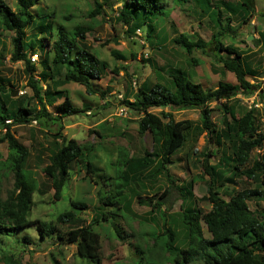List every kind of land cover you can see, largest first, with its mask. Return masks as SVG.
Segmentation results:
<instances>
[{"label": "trees", "instance_id": "1", "mask_svg": "<svg viewBox=\"0 0 264 264\" xmlns=\"http://www.w3.org/2000/svg\"><path fill=\"white\" fill-rule=\"evenodd\" d=\"M39 1L41 0H15L16 7L11 9L4 0H0V30L12 33L10 59L12 62H24L28 73L27 84L37 102L36 107L27 99L13 97L12 89L15 87L12 84L5 87V78L0 77V129H5L0 136V143L5 142L7 146L6 158L0 163V235H10V232L27 227L34 228L41 240L55 236L61 244H74L81 258L99 263L100 234L93 225H76L81 223L79 212L86 208L83 201L70 200V208L58 213L50 221L28 218L36 183L27 174V148L14 136L10 123H5L8 119L14 124L28 123L33 115L58 124L66 116L86 111L89 109L87 105L82 109L75 107L69 95L60 87L71 82L79 83L91 94L94 92L93 81L104 76L108 69V64L97 57L84 41L85 34L90 31L89 27L76 24L66 28L60 22H55L53 11L48 14L39 13L36 10ZM120 1L117 20L122 25H127L130 33H134L144 24L152 26L157 16L167 17L170 14V9L163 8L166 0ZM173 1L176 5L187 0ZM195 1L201 12L208 14L216 31L209 41L200 37L191 40L181 33L171 39L172 43L187 55H191L194 49L204 50L211 46L215 51L213 55L234 74L237 82H219L215 88L207 89L191 81L183 71L176 68L169 73L167 81L142 83L130 96L125 94L123 104L141 116L137 121V133L140 137L150 136L151 146L149 149L144 148L143 155L139 157H132L127 153L117 157L116 164L119 168H116V175L112 177L114 180L110 184L113 186L114 195L106 196L103 201L104 204L111 205L112 199L116 206L109 210L103 204L95 207L92 223L107 222L115 228L116 235L119 236L120 230L110 222H114L118 212L122 218L126 217L119 210L122 207L118 206L123 199L121 192L124 188L131 181L140 180L146 172L147 176H166L172 188L174 182L167 169L172 163L171 157L182 150L189 139H196L206 131L211 140L214 139L218 145H223L231 152V155L221 158L219 163H223L225 171L226 168L230 171L227 176L229 178H225V171L218 172L215 166L207 163L204 165L209 178L205 200L210 208L206 212L198 208L196 200L192 198L191 184L179 187L184 193L180 190L183 201L178 217L163 220L161 231L153 232L152 245L143 248L137 242L136 247L141 256L134 264H264V214L255 215L248 207V201L252 198H264V153L251 157L254 149L261 146L264 140V133L259 130L255 115L256 109L251 106L238 117L235 106L223 103L224 129H218L211 120L213 108L210 107V103L220 99L228 101L235 99L237 95L250 97L258 88V85L247 79V76L258 75L251 61L234 47L224 46L222 42V38L234 33L236 28L231 25L232 17L228 14L246 20L253 11V0L221 2V6H215V9H210L209 0ZM100 11L101 4L95 0L88 14L93 17L101 13ZM223 11L229 13L223 17ZM63 20L71 19L66 15ZM261 39L264 40L263 35ZM48 44L50 47L47 48ZM5 50L7 49L3 45L2 51ZM2 51L0 50V58L4 57ZM34 53L39 56L38 64L32 63L28 57ZM262 82L264 86V79ZM41 85L45 86L43 90ZM261 89L260 96L263 97L264 87ZM129 98H132L131 101ZM58 99L62 101L56 104ZM47 107L53 108L55 112L48 111ZM153 107H168L169 110L196 108L200 112V124L191 120L175 121L170 112H162L161 116L167 118L164 122L161 116L150 112ZM62 128L61 124L58 125L57 134H54L62 143L57 145L50 156L49 164L42 169L43 174L51 181L54 190L52 197L55 201L61 199L62 190L67 186L71 175V168L78 167L83 158H86V172H91L92 169V157L87 156L91 150L84 149L74 139L62 136L58 132ZM4 170L13 174V185L3 197L1 181ZM239 174H245L248 178L257 175L263 190H236L227 199L222 198L218 187H223L225 182L233 183L232 177ZM156 206L159 204L156 203ZM128 208L129 203L126 202L122 210L127 211ZM162 216L165 217L164 210ZM62 225L76 226L64 232ZM203 225L208 237L204 235ZM23 239L29 241L26 234Z\"/></svg>", "mask_w": 264, "mask_h": 264}, {"label": "rangeland", "instance_id": "2", "mask_svg": "<svg viewBox=\"0 0 264 264\" xmlns=\"http://www.w3.org/2000/svg\"><path fill=\"white\" fill-rule=\"evenodd\" d=\"M11 9H15V0H4ZM95 0H41L36 10L42 14L55 13V22L73 27L82 24L89 27L90 31L85 34L84 41L91 51L108 64L107 72L101 78L93 81V93L85 91L79 83H67L60 89L66 91L72 104L86 111L66 116L56 123L44 120L40 116L33 117L28 123H10L11 131L17 140L28 151L26 160L27 174L36 183V190L32 197V206L28 216L31 220L50 221L58 213L70 208V200H81L86 204L81 209L78 217L81 223L76 225H93L100 234V250L98 253L99 263L81 258L76 252L74 244L60 243L55 236L41 240L34 228L27 227L10 235H0V264H134L141 256L136 247L137 242L144 248L152 245L153 232L161 231L163 220L177 218L180 212L182 197L179 187L192 185V198L203 212L209 210L210 205L207 197L208 175L204 165L210 164L217 171H225L224 165L219 164L221 158L231 155L228 149L218 143L207 132H202L196 139H189L182 150L172 156V163L167 166L174 186L170 188V182L166 176L143 175L140 180L131 181L121 192L123 199L118 206L124 207L129 203L127 211L122 218L118 212L114 224L120 230L116 235L115 228L107 222L98 221L92 223L96 210L95 207L102 205L107 210L116 206V202L106 205L103 202L106 196L113 197L114 189L112 177L116 175V160L118 156L127 153L129 156L139 157L143 155L144 148L151 146L150 136L140 137L137 133V121L141 117L123 104L125 94L134 93L142 84L156 81H167L169 73L176 68L183 71L191 81L199 83L203 88H215L219 82L235 84L234 74L227 70L215 57L212 47L194 49L191 55H187L171 39L176 34H185L189 39L196 40L200 37L209 41L216 31L214 23L210 22L207 13H202L199 4L195 0H187L182 4H174L173 0L164 1L163 8L170 9L167 17L157 16L152 26L146 24L130 33L127 25H122L117 20L120 9V0H97L101 4V13L91 17L88 13L93 7ZM237 0H209L210 9L221 6V2H235ZM253 11L249 18L241 20L229 11H223L222 16L227 14L232 17L231 25L236 27L235 32L222 38L224 46L234 47L252 63L258 75L247 76L254 85H258L256 92L250 97L237 95L235 99L226 101L220 99L210 103L213 108L211 120L217 128H223L222 116L223 103L232 104L236 107L239 117L246 109L253 106L256 109V117L259 130L264 133V92L261 97L264 79V0H253ZM69 15L70 21L63 20V16ZM31 33V31H28ZM12 33L0 30V50L4 45L7 50L2 51L0 58V77H3L4 86L15 87L12 89L13 97H19L36 105L33 92L27 84L28 73L24 68L23 61L12 62L9 49L11 48L10 37ZM50 47V45H46ZM31 54H29L30 56ZM28 56V57H29ZM39 59V56H38ZM194 59L198 61L195 62ZM38 64V63H37ZM63 70L60 72L62 75ZM35 78H36V74ZM42 86V90L45 86ZM130 101L132 98H129ZM239 99V100H236ZM62 100L58 99L56 104ZM257 105V106H255ZM39 107L36 109L38 111ZM48 111L55 110L47 107ZM150 112L161 116L162 112H170L175 121L191 120L200 122V112L196 108L169 110L168 107H153ZM162 117V116H161ZM165 122L167 118L162 117ZM63 128L58 130L66 139H74L91 150L90 156L92 169L86 172V158L79 166L70 170L67 186L62 190L61 199L55 201L52 197L53 189L50 179L43 174L42 169L50 162V156L55 152L57 145L62 142L56 139L58 125ZM200 124V123H199ZM5 129H0V136ZM61 136V137H62ZM146 138V139H145ZM56 143V144H55ZM90 153V155H89ZM209 153V154H208ZM7 146L0 143V163L5 160ZM258 157L253 151L251 157ZM231 165L229 166V169ZM224 172L227 177L230 171ZM233 183L225 182L223 187H218L222 198L227 199L229 194L236 190L257 189L263 190L259 177L254 175L248 178L245 174L233 176ZM13 174L3 171L1 181L2 196L12 188ZM226 191V192H225ZM140 199H137V197ZM141 200V202H138ZM156 203L159 206H156ZM249 210L255 215L264 214V198L255 197L248 201ZM114 209V208H113ZM164 210L165 217L162 216ZM112 220V218H110ZM76 225H62V231L66 232ZM204 235L209 236L203 225ZM26 234L29 241L23 239ZM55 261V262H54Z\"/></svg>", "mask_w": 264, "mask_h": 264}, {"label": "built area", "instance_id": "3", "mask_svg": "<svg viewBox=\"0 0 264 264\" xmlns=\"http://www.w3.org/2000/svg\"><path fill=\"white\" fill-rule=\"evenodd\" d=\"M29 59L32 63H37L38 61V54L37 53H34V54H31L29 56ZM257 106V105H255ZM254 151L258 154V155H262L264 153V140L261 144V146H258L257 148L254 149Z\"/></svg>", "mask_w": 264, "mask_h": 264}, {"label": "water", "instance_id": "4", "mask_svg": "<svg viewBox=\"0 0 264 264\" xmlns=\"http://www.w3.org/2000/svg\"><path fill=\"white\" fill-rule=\"evenodd\" d=\"M14 94V93H13Z\"/></svg>", "mask_w": 264, "mask_h": 264}]
</instances>
